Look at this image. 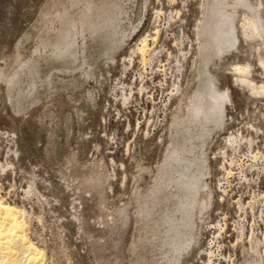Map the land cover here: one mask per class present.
Wrapping results in <instances>:
<instances>
[{"label": "rangeland", "instance_id": "obj_1", "mask_svg": "<svg viewBox=\"0 0 264 264\" xmlns=\"http://www.w3.org/2000/svg\"><path fill=\"white\" fill-rule=\"evenodd\" d=\"M107 1L90 30L77 17L84 36L72 34L75 46L63 53L57 33L69 23L62 15L69 0H0V199L22 210L26 237L41 251L36 264H148L153 236L146 231L166 222L161 209L175 218L179 205L202 241L183 264H252L255 255L264 264V91L234 78L264 84V8H255L259 29L250 36L228 0H117L119 14ZM227 28L235 31L231 44ZM143 38L149 50L141 56ZM86 42L91 56L82 55ZM98 51L114 53L113 62L99 64ZM56 55L69 61L59 56L54 64ZM28 59L41 67L33 84L22 73ZM243 62L248 72H237L233 64ZM91 65L74 95L54 91L53 83L70 86ZM199 96L201 120L187 112ZM201 147L204 162L196 156ZM140 211L156 213L143 225ZM5 240L13 248L0 264H29L21 245Z\"/></svg>", "mask_w": 264, "mask_h": 264}, {"label": "bare ground", "instance_id": "obj_2", "mask_svg": "<svg viewBox=\"0 0 264 264\" xmlns=\"http://www.w3.org/2000/svg\"><path fill=\"white\" fill-rule=\"evenodd\" d=\"M70 1V4H69V6L67 5L66 6V4L65 3H63L62 5H63V7L65 8L64 9V14H62L63 16H65V17H67L68 18V22L69 23H67L68 25L64 28V25H62V28L63 29H61L60 31H58L59 33H57L58 35V39H62V40H65V42H66V47H64L63 49H61L60 47V52H63V53H65L66 51V48H67V50L68 49H70V48H72V47H74L75 46V43H76V41H75V39H71V36H72V34H75L76 36H78L79 34H78V32H85V30H83V29H88L89 27V25L92 23V18H93V16L95 15L94 13L96 12L95 10H100V8L104 5V4H106V2H105V0H100V2H98V3H96V2H94L93 0H69ZM109 2H111L113 5H112V10H113V12L115 11L117 14H119V12L122 10L121 9V4H119V0L117 1V0H108ZM107 1V2H108ZM229 1V4L226 6V7H228L229 8V12H230V16H241V18H243V20H242V28L243 29H252V31H248V30H246V31H244L245 32V34H248V35H250V36H252V34L253 33H257V31H258V26H257V24H256V22L252 19V15L254 14V11H255V8H257V7H262V9L264 8V0H258L259 1V5L258 6H254V5H252V3H253V0H245V1H243V3L242 4H240V3H238L240 0H228ZM105 2V3H104ZM108 2V3H109ZM104 3V4H103ZM107 6H108V4H106ZM111 6V5H110ZM103 7H105V5L103 6ZM102 7V8H103ZM107 8V7H106ZM105 8V9H106ZM242 8H247L248 10H244V9H242ZM108 9H110L109 7H108ZM104 10V9H103ZM112 10H110L111 12H112ZM70 11H73L72 12V14L71 13H69ZM102 12H105V11H102ZM106 13V12H105ZM101 14V13H100ZM107 14V13H106ZM110 14H112V13H110ZM116 14V15H117ZM232 14V15H231ZM57 15V14H56ZM62 15H59L60 17L62 16ZM113 15H114V13H113ZM112 15V16H113ZM110 16V15H109ZM77 17H78V19H80L81 20V22H83V24H82V28L83 29H80L81 31H78L77 30V28H76V24H77ZM100 18H101V15H100ZM110 18V17H109ZM103 19V18H102ZM105 19V18H104ZM103 19V20H104ZM107 19V18H106ZM106 19H105V21H106ZM112 19H113V17H112ZM112 19H111V21H112ZM115 19V18H114ZM99 20H101V19H99ZM102 21V20H101ZM104 21V22H105ZM111 21H109V22H111ZM94 22V21H93ZM102 23V22H101ZM100 23V24H101ZM97 24V23H96ZM100 24H99V26H100ZM106 24H107V22H106ZM98 25V24H97ZM102 25V24H101ZM104 25V24H103ZM108 25V24H107ZM112 25H113V23H112ZM98 26V28H101V27H99ZM119 26V25H118ZM231 26H232V23H231ZM93 27V26H92ZM106 27H108V26H106ZM112 27V26H111ZM94 28H95V26H94ZM93 28V29H94ZM97 28V27H96ZM95 28V29H96ZM113 28V27H112ZM232 28V27H231ZM102 29V28H101ZM100 29V30H101ZM89 30H90V28H89ZM97 30V29H96ZM96 30H94V31H96ZM100 30H99V32H100ZM103 30V29H102ZM101 30V31H102ZM93 31V30H92ZM91 31V32H92ZM113 31V30H112ZM81 32V33H82ZM87 32V31H86ZM104 32V31H103ZM102 32V33H103ZM98 33V32H97ZM102 33H99V34H102ZM106 33V32H105ZM108 33V32H107ZM223 33L224 34H227V36L225 35V38H226V40L227 41H229V43L231 44L232 42H234L233 40H234V38H235V31L232 29V32L230 31V28H227V29H224V31H223ZM89 34V33H88ZM231 34V35H230ZM84 36V33H82V34H80V36ZM104 35V34H103ZM106 35V34H105ZM230 35V36H229ZM57 36H56V38H57ZM91 36V35H90ZM97 36H98V34H97ZM101 37V36H100ZM99 36H98V38H100ZM68 38H70V40L68 39ZM101 39V38H100ZM99 39V40H100ZM103 39V38H102ZM107 39V38H106ZM221 39H222V37L220 38V42H221ZM254 39V38H253ZM105 40V39H104ZM113 40V39H112ZM222 40H224V39H222ZM257 40V39H256ZM96 41H98V40H96L95 39V42ZM106 41H108V40H106ZM94 42V41H93ZM104 42V41H103ZM111 42V41H110ZM109 42V43H110ZM119 42V41H118ZM122 42V41H121ZM120 42V43H121ZM87 43V42H86ZM142 44L139 46V47H136V50H138L139 51V53L141 54V56H144L145 55V53H146V51L147 50H149V47H148V44H147V42H146V39L145 38H143L142 39V42H141ZM81 44H82V42H81ZM88 44V43H87ZM105 44V46L107 45L106 43H104ZM112 44V43H111ZM121 44H123V43H121ZM57 45H61V42H58V44ZM69 45V46H68ZM96 45V44H95ZM97 45H100V42H99V44L97 43ZM108 45H110V44H108ZM115 45H118V43L117 44H114V46H113V48L114 47H116ZM78 46V45H77ZM76 46V47H77ZM81 45H79V47H80ZM232 46V45H231ZM234 46V45H233ZM83 47V50H82V52H83V54L82 55H84V56H86L87 55V53L89 52V51H91V49H93V48H91V43H90V45L88 44V45H85V46H82ZM96 47V46H95ZM94 47V48H95ZM107 47V46H106ZM111 47H112V45H111ZM118 47V46H117ZM116 47V48H117ZM219 48H222L223 47V45L222 46H218ZM58 48V49H59ZM78 48V47H77ZM109 49H110V47H108ZM73 49V48H72ZM76 49V48H75ZM80 49V48H79ZM101 49H103L102 47H101ZM118 49V48H117ZM105 50H106V48H105ZM115 49H112V51H114ZM65 51V52H64ZM71 51V50H70ZM72 51H74V50H72ZM75 51H77V50H75ZM102 51V50H101ZM104 51V50H103ZM111 51V52H112ZM68 52V51H67ZM98 52H100V51H98ZM108 52V51H107ZM106 52V53H107ZM114 52H117V50L116 51H114ZM69 53V52H68ZM76 53H78V51L76 52ZM80 53V52H79ZM78 53V54H79ZM92 53V52H91ZM90 53V54H91ZM62 54V53H61ZM60 54V55H61ZM75 54V53H74ZM73 54V55H74ZM89 54V53H88ZM89 54V55H90ZM108 54H109V52H108ZM114 54V53H113ZM113 54H109V55H107V54H105L104 52H100V53H98V55H99V59H102V62L100 63V62H98L99 64H101L102 66H103V64H104V62H108V61H110V62H113ZM60 55H56V56H53V57H56L55 59V62H54V60H53V63L55 64L57 61V63L59 64L63 59H67V58H62ZM64 55V54H63ZM66 56H68L67 54H65ZM76 55V54H75ZM75 55H74V57H75ZM82 55H80V57L82 56ZM26 56H27V54H26ZM50 56V55H49ZM52 56V55H51ZM62 58V60L61 61H59L61 58ZM70 56V55H69ZM72 56V55H71ZM91 56V55H90ZM93 56V55H92ZM96 56H97V54H96ZM73 57V58H74ZM95 57V56H94ZM47 58H49V57H47ZM73 58H71L72 60H73ZM78 58V57H77ZM82 58H84V57H82ZM86 58V57H85ZM88 58V57H87ZM97 58V57H96ZM50 59V60H51ZM68 59H69V57H68ZM70 59V60H71ZM76 59V58H75ZM79 59V58H78ZM77 59V60H78ZM89 59V58H88ZM91 59V58H90ZM89 59V60H90ZM36 60H38V59H36ZM36 60H32V59H28L27 61H26V68L25 69H23L22 68V73L24 74V75H26V77L28 78V79H30L29 80V82L32 80V81H37V77H38V73H40L39 72V68L41 69V67H39V63H37V62H39V61H36ZM86 60L87 59H85V61H83V62H85V64L87 63L86 62ZM144 60V59H143ZM66 61H69V60H66ZM261 61H262V59H261ZM51 62V61H50ZM77 62V61H76ZM52 63V64H53ZM63 63H65V62H63ZM67 63H69V62H67ZM74 63V62H73ZM80 63V62H79ZM82 63V62H81ZM94 63H96V62H94ZM93 63V64H94ZM231 63V62H230ZM30 64V65H29ZM41 64V63H40ZM42 64H45V63H42ZM51 64V65H52ZM53 64V65H54ZM62 64V63H61ZM71 64V63H70ZM69 64V65H70ZM74 64H76L77 65V63H74ZM73 64V65H74ZM91 64V63H90ZM248 64V63H247ZM246 63H242V64H239V63H234L233 65H234V67H235V69H236V71L238 72V71H242V72H248V65H247ZM52 65V66H53ZM60 65V64H59ZM58 65V66H59ZM68 65V64H67ZM73 65H72V67H73ZM75 65V66H76ZM82 65V68H84L83 67V65L84 64H81ZM87 66H85V67H90V66H88L89 64H86ZM94 65H96V64H94ZM29 66V67H28ZM44 66V65H43ZM43 66H42V69H43ZM46 66H48V64L46 65ZM51 66V67H52ZM57 66V65H56ZM62 66V65H61ZM74 66V67H75ZM80 66V65H79ZM93 65H91V69H86V71H83L84 72V74H83V72H82V75L84 76L82 79H80V81H77V82H75L74 84H72V85H70V86H67V85H64L63 86V84H61V85H57L58 83L57 82H55V83H53V87H55V89H54V91L56 92H60V94H61V92L64 90L65 91V89H71L72 90V93L71 94H73L74 95V93H75V90L76 89H79L80 87H82V85H83V83L86 81L85 79H87L91 74H92V67ZM225 66V65H224ZM28 67V68H27ZM39 67V68H38ZM50 67V68H51ZM65 67H67L66 65H65ZM78 67V66H77ZM97 67H100V65L99 66H97ZM45 68V67H44ZM48 69L47 70H49V67H47ZM55 68V67H54ZM59 68V67H58ZM61 68V67H60ZM70 68H71V66L70 67H68V69L70 70ZM96 68V67H95ZM95 68H93V69H95ZM53 69V68H52ZM67 69V70H68ZM79 69V68H78ZM78 69H77V71H78ZM53 70H55V69H53ZM61 70H63V69H61ZM85 70V69H84ZM42 71V70H41ZM45 72H43V74H45L47 71H46V69L44 70ZM50 71H51V69H50ZM58 70H56V72H57ZM80 71V70H79ZM49 72V71H48ZM59 72V71H58ZM66 72V70L64 69V73ZM68 72V71H67ZM52 73V72H51ZM51 73H49V74H51ZM54 74H57V73H54ZM61 74V73H60ZM68 74V73H67ZM73 74H74V72H73ZM42 75V74H41ZM70 75V74H69ZM72 75V74H71ZM70 75V76H71ZM75 75V74H74ZM81 75V76H82ZM244 75H247V73H245ZM55 75H53V77H52V80H53V78H55L54 77ZM65 76V75H64ZM24 77V76H23ZM50 77V76H49ZM58 77V76H57ZM246 77V76H245ZM22 78V77H21ZM41 78H43V75L41 76ZM45 78V77H44ZM47 78H48V76H47ZM70 77H68V79H69ZM79 78H81V77H79ZM234 78H238L239 80H241L242 82L244 81V83L245 84H247L246 86H249L250 87V89L249 90H256V91H258V89L259 90H263L264 91V84H261L260 86H258V87H256L254 84H252V82H251V80H247L246 78H244V77H234ZM248 78V77H247ZM39 79V78H38ZM57 80H55V81H58V78H56ZM64 79V78H63ZM67 79V80H68ZM72 79H75V78H72ZM238 79H236V80H238ZM21 80V79H20ZM19 80V81H20ZM23 80V79H22ZM21 80V81H22ZM45 80V79H44ZM48 80V79H47ZM51 80V79H50ZM60 80H61V78H60ZM66 80V79H65ZM66 80V81H67ZM238 80V81H239ZM18 81V82H19ZM20 81V83H22ZM39 81V80H38ZM69 81H71V80H69ZM69 81H68V83H69ZM17 82V83H18ZM24 82H25V80H24ZM43 82V81H42ZM50 82V84L52 83L51 81H49ZM59 82V81H58ZM30 83H32V82H30ZM36 83H38V82H36ZM35 83V84H36ZM41 83V82H40ZM40 83H39V85H40ZM46 83V82H45ZM59 83H61V81L59 82ZM62 83H64V81L62 82ZM243 83V84H244ZM24 84V83H23ZM26 84H28V83H26ZM26 84H24V85H26ZM33 84V83H32ZM48 84V83H47ZM244 84V85H245ZM22 85V84H21ZM23 85V86H24ZM43 85H46V84H43ZM22 86V87H23ZM34 87H36V89H37V87H39V86H35V85H33ZM48 86L49 87H51L49 84H48ZM47 86V87H48ZM21 87V88H22ZM28 87H31V86H29L28 85ZM27 87V88H28ZM44 87H46V86H44ZM19 88H20V86H19ZM39 88H41V86L39 87ZM247 89H248V87H246ZM24 89V88H23ZM33 89V88H32ZM35 89V90H36ZM42 89H44L43 87H42ZM41 89V90H42ZM46 89H48V88H46ZM81 89V88H80ZM79 89V90H80ZM17 90H18V88H17ZM27 90V89H26ZM28 90H30V89H28ZM27 90V91H28ZM34 90V89H33ZM40 90V91H41ZM45 90V89H44ZM204 90V89H203ZM19 91H21V94H23L22 93V90L20 89ZM17 92V93H20V92ZM32 91V90H31ZM30 91V92H31ZM37 91H39V90H37ZM36 91V92H37ZM67 91V90H66ZM77 91V90H76ZM215 91V90H214ZM256 91H254V92H256ZM15 92V93H16ZM25 92V91H24ZM42 92H43V90H42ZM199 92V91H198ZM28 93V92H27ZM33 93H35V92H33ZM33 93H31V94H33ZM38 93V92H37ZM56 94V93H55ZM59 94V93H58ZM197 94V92H195V96H197L196 95ZM213 94V93H212ZM215 94V93H214ZM213 94V95H214ZM19 95V94H18ZM24 95V94H23ZM23 95H20V97L21 96H23ZM67 95V94H66ZM212 95V96H213ZM220 95H222V94H220ZM26 96V95H25ZM28 96H29V94H28ZM30 96H33V95H30ZM29 96V97H30ZM67 96H69V95H67ZM194 96V97H195ZM61 97V96H60ZM214 97V96H213ZM16 100H17V98L19 99V96L16 98V96L14 97ZM28 99V98H27ZM73 99V98H72ZM214 99V98H213ZM195 100H197L196 102H195ZM217 101H220L219 100V98H218V100ZM189 102V105H191L190 106V108L189 109H187V112H189L188 114L189 115H193V117L194 118H199L198 120H201L200 118H203L204 116H203V114H204V110H203V106L204 105H202L203 104V99L199 96V97H196V99L195 98H190V101H188ZM219 103V102H218ZM217 103V104H218ZM220 103H222V102H220ZM212 105V104H211ZM219 106H220V104H219ZM219 106H217L216 105V107H219ZM224 106V105H223ZM221 107H222V104H221ZM220 109V108H219ZM214 111H215V109H214ZM214 114V113H213ZM220 115H222V113L220 114ZM190 116V117H191ZM189 117V118H190ZM207 117V116H206ZM205 118V117H204ZM209 118H211V117H209ZM206 119V118H205ZM205 119H203V120H205ZM216 119V118H215ZM191 120H192V118H191ZM203 120L202 121H198L197 123L198 124H206L205 122H203ZM208 120H210V119H208ZM213 121V122H212ZM211 122H210V124H209V122H208V124H209V126L211 125V124H213V123H217V120H212ZM186 122V121H185ZM207 124V125H208ZM209 126H206L205 127V131H207V129L209 128ZM184 127H186V126H184ZM201 128V127H200ZM185 129V128H184ZM199 129V128H198ZM186 130H187V128H186ZM204 130V129H203ZM210 130H212V129H210ZM216 130H214V132H215ZM193 132V131H192ZM202 133H203V131H202ZM195 134V133H194ZM198 134V133H197ZM217 134V133H216ZM201 135H203V134H201ZM191 136V135H190ZM193 137V136H192ZM195 137H196V135H195ZM194 137V138H195ZM199 137V136H198ZM206 137V136H205ZM217 137V136H216ZM229 138V137H228ZM202 139H205L204 137H202ZM227 139V138H226ZM230 139V138H229ZM188 140V139H187ZM200 140H201V137H200ZM220 140H221V138H220ZM183 141H185V139L183 140ZM204 141V140H203ZM196 142H197V139H196ZM226 142V141H225ZM198 143H199V141H198ZM197 145V144H196ZM184 146V145H183ZM203 146V145H202ZM191 148V147H190ZM203 149L204 148H202L201 147V150L199 151L200 153L199 154H197L196 156H197V158L198 157H200L201 156V158H202V161L204 162L205 161V153L203 152L202 153V151H203ZM197 152V151H196ZM195 152V153H196ZM195 156V155H194ZM180 157V156H179ZM194 158V157H193ZM199 159V158H198ZM169 161V160H168ZM199 161H200V159H199ZM198 161V162H199ZM201 161V162H202ZM203 162H202V164H203ZM170 163H172V162H170ZM178 163V162H177ZM196 163V162H195ZM201 164V165H202ZM167 169V167L165 168V170ZM163 171H164V168H163ZM167 171V170H166ZM163 175H165V173L163 174ZM163 179V178H162ZM157 180V179H156ZM164 180V179H163ZM159 181H160V179H159ZM161 182V181H160ZM163 183V182H162ZM158 184V183H157ZM163 185V184H162ZM165 185H166V183H165ZM164 185V186H165ZM159 186H161V185H159ZM163 186V187H164ZM174 186V185H173ZM157 189H158V186H157ZM156 189V190H157ZM160 189V188H159ZM161 190V189H160ZM158 192H160V191H158ZM150 193H152V192H150ZM155 193H157V192H155ZM164 193V192H163ZM154 194V193H153ZM162 194V193H161ZM167 194V193H166ZM165 194V195H166ZM164 195V196H165ZM153 196V195H152ZM152 196H148L147 197V202L146 203H148V205H150V203L152 202ZM156 195H154V198H156L155 197ZM161 196V195H160ZM183 197H185L184 195H182ZM181 196V197H182ZM161 197H163V196H161ZM153 198V199H154ZM157 198H159V197H157ZM175 199H177V198H175ZM160 200V199H159ZM162 200V199H161ZM166 200V199H165ZM168 200V199H167ZM169 200H170V197H169ZM174 200V199H173ZM157 201H158V199H157ZM163 201H164V197H163ZM183 200H181V202H182ZM186 201V200H185ZM154 203L153 204H155V202H156V200L155 201H153ZM169 202V201H168ZM168 202H166V203H168ZM173 201L171 200L170 202H169V204L168 205H170V203H172ZM175 202V201H174ZM173 202V203H174ZM177 202H178V200H177ZM180 202V203H181ZM187 202V201H186ZM158 203V202H157ZM190 203V202H189ZM159 204V203H158ZM158 204H156L157 206H158ZM178 204V203H177ZM183 203H181V205H182ZM147 205V204H146ZM148 205L147 206H145V207H147L148 208ZM152 205V204H151ZM160 205V207H159V209L162 207L163 208V206L161 205V204H159ZM164 205V204H163ZM166 205V204H165ZM175 205V204H174ZM153 206L154 205H152V209H153ZM171 206V205H170ZM180 206V205H179ZM179 206H177V207H174V209H176L175 210V212L173 211V209H172V207H171V209H172V211H171V213H174V214H176V215H174L175 216V218H173V217H171V218H173V219H175L174 220V222L172 223V225H171V227H170V225H169V223L171 222V218H170V216H172L173 214H170V216L169 215H167V209L166 208H168V206L165 208H163V209H161L162 211H163V213H161V214H164L165 215V217H164V215H163V217H164V221H166V222H162V224L160 223V226H159V224H158V229L154 232H152V230L151 229H149L148 231H146V232H148V234L151 236H153L152 237V241L150 240V238H148V237H146V238H148L147 240H148V243H149V246H148V250L149 251H152V257L149 259V262L148 261H146V263L148 262V264H183L185 261H187L188 260V256L187 255H190L191 253V251L192 250H195V253L196 252H199L200 251V249H201V240H200V233L199 232H195V234L194 235H192L191 233H190V231H189V229H188V224H187V221H188V217L186 216V217H184V215L182 216L181 214H179V212H180V210H182V209H180V207ZM155 207V206H154ZM185 208L187 207H189V205L188 204H186L185 203V206H184ZM149 208H151V207H149ZM182 208V207H181ZM156 209V208H155ZM155 209H153V211L155 210ZM169 209V208H168ZM144 210V209H143ZM142 210V211H143ZM147 210V209H146ZM148 211V210H147ZM149 212V211H148ZM151 212V211H150ZM159 211H157V213H158ZM170 212V211H169ZM169 212H168V214H169ZM22 210L21 209H19L18 207H16V205H13L12 203H9V202H7V201H4V200H2V199H0V263H1V261L3 262L4 260H5V258H6V253H9L10 251H11V249L13 248L12 246H9V242L8 241H6L5 240V236H8V237H10L11 236V239L12 240H14V242H16V243H19L20 245H21V247L23 248V250H24V253H26L27 254V259H28V261H29V264H36V260H38V258H39V254L41 253V251L37 248V246L33 243V242H31V241H29L28 239H27V237H26V234H25V225H26V223H25V220H24V217H23V215H22ZM144 213V212H143ZM141 211H140V213H139V222L141 223V224H143V222L145 221H143V219H146L147 221H148V219L149 220H151V218L150 217H152L153 216V213H156V212H151V213H146V214H143ZM160 213V212H159ZM161 214H159V215H161ZM189 215V214H188ZM161 217V216H160ZM159 217V218H160ZM154 218H157V215H155L154 216ZM158 218V219H159ZM171 219V220H170ZM159 220H161V219H159ZM153 221V220H152ZM173 221V220H172ZM148 222H150V221H148ZM156 222V221H155ZM159 222H161V221H159ZM150 224V223H149ZM144 225V224H143ZM169 225V227L171 228L170 229V231L167 229V226ZM147 226V225H146ZM145 226V227H146ZM152 226V225H151ZM150 226V227H151ZM154 226H155V224H154ZM148 227H149V225H148ZM148 227H147V229H148ZM149 227V228H150ZM156 227H157V223H156ZM155 227V228H156ZM153 228V227H152ZM154 228V229H155ZM169 232H170V234H169ZM177 235L176 237H173V235ZM174 235V236H175ZM254 236V235H253ZM252 236V237H253ZM251 237V238H252ZM260 238V237H259ZM259 240V239H258ZM257 240V241H258ZM262 240V239H261ZM264 241V240H263ZM262 243V242H261ZM264 245V244H263ZM261 247V246H260ZM255 248V247H254ZM262 250V249H261ZM252 251H254V250H252ZM210 252V251H209ZM145 253V252H144ZM262 253H263V251H262ZM194 257V256H193ZM192 258V257H191ZM190 259V258H189ZM193 260V259H192ZM143 262V261H142ZM142 262H140V264H142ZM145 263V262H144ZM187 264V263H186ZM252 264H261L260 263V257H257V255H255L254 257H253V260H252Z\"/></svg>", "mask_w": 264, "mask_h": 264}]
</instances>
